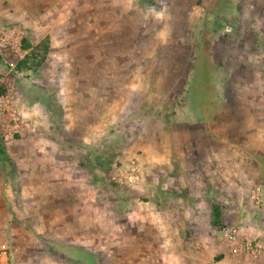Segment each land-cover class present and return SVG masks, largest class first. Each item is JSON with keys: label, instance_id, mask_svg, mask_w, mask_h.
Returning a JSON list of instances; mask_svg holds the SVG:
<instances>
[{"label": "rangeland", "instance_id": "1", "mask_svg": "<svg viewBox=\"0 0 264 264\" xmlns=\"http://www.w3.org/2000/svg\"><path fill=\"white\" fill-rule=\"evenodd\" d=\"M0 26L26 33L23 58L0 52V150L9 159L0 155L1 202L9 218L36 227L13 224L17 239L38 253V235L83 244L84 264H232L240 258L224 225L264 235V200L250 199L245 157L219 153L204 127L179 128L170 184L137 149L147 125L178 113L194 85L199 101L228 100L212 126L218 138L243 142V128H258L264 145V0H0ZM215 147L222 164L209 169ZM134 159L139 183H114L115 169ZM230 187H241L236 198ZM214 204L224 214L217 226Z\"/></svg>", "mask_w": 264, "mask_h": 264}, {"label": "crops", "instance_id": "2", "mask_svg": "<svg viewBox=\"0 0 264 264\" xmlns=\"http://www.w3.org/2000/svg\"><path fill=\"white\" fill-rule=\"evenodd\" d=\"M197 85H194L191 91L186 95V97L183 100L182 109L178 113H171V115L166 117H159L158 122L151 123L147 125L145 131L146 135L144 136V144H141L138 146V150L144 151V163L147 164L149 168H156L157 166H160L162 168L161 173H164L166 177H162L161 175V181L162 183L170 184V180L173 177L171 175L172 170L176 166V161L181 159V153L183 152L180 146L177 144L178 140L180 139V131L179 128L185 124H193V126H199L204 127V131H206V134H208L211 137V140L215 144H219L222 146V149H220L219 153H222V151H225L227 154L229 152H233L237 154L238 156L243 155L246 159V163H242L240 165L241 169L244 167L251 169V173L253 174L251 179L254 181L255 188L250 193V199L252 198V195L255 194L256 190L258 188L262 189V201L264 200V145L259 142V136H262V133L260 134V129L258 128H243L242 129V138L243 142L240 141H232L228 138H218L217 130L213 128L212 126L214 123L215 117L219 114L217 113V110L224 105L225 102L228 100L218 99V96L212 97V95H204L207 97H204L203 100L199 101L201 98V91L198 93V90L196 89ZM190 102H193L192 104L195 107L192 111V113L185 112V105H189ZM182 113V114H181ZM29 118L35 120V114L29 113ZM183 115V116H182ZM214 115V116H212ZM164 116V115H163ZM160 127V135L155 132V129ZM0 132L2 130L0 129ZM209 132V133H208ZM221 132L224 133L223 129L221 128ZM226 132V131H225ZM2 145V144H1ZM218 147L210 149V153L212 154V158L210 157L208 167L209 169H215L216 166H218V160L219 165L222 164L221 156L218 152ZM2 151L5 153L6 161H7V154H6V148L4 145L1 146ZM4 149V150H3ZM194 150V149H193ZM227 158H229V155H226ZM226 158V157H225ZM224 158V159H225ZM178 159V160H177ZM3 161V160H2ZM2 164V162H1ZM200 167V166H199ZM177 176L179 175V172H176ZM251 177V178H252ZM152 182H155V179H152ZM243 181V182H242ZM240 185L241 187L244 186V184H247L250 179L245 176V180H242ZM212 181H209L208 184H210ZM1 183V182H0ZM225 184H233V181H229V178L227 179ZM241 187H237L235 189H238L237 191L241 190ZM1 189V186H0ZM234 188L230 190L234 192L232 198H236L239 193L236 192ZM210 190H208L209 192ZM182 192H185L183 189ZM207 192V193H208ZM189 196V195H188ZM191 199L192 197L189 196ZM4 198V197H3ZM2 194L0 193V212L2 215V218L0 217V240H5L8 242H12L14 246L13 252H12V261L11 264H31L30 261H35L32 264H84V245H77L74 243H63V242H57L52 241L49 239H46L43 236H39L40 239L39 242L43 245V252L38 253L34 252L29 243V240H19L15 237L14 233L15 231H18L15 229L14 232L12 225L17 223L20 226L26 228L27 230H31L32 232H36V227L33 228V226L30 223H27L26 221L19 220L15 214V212L10 211L11 217H8V214L3 211L4 206H2ZM3 200V199H2ZM6 208H8L6 203ZM9 209V208H8ZM4 225H6V232L4 231ZM264 227V226H263ZM39 231L41 229H38ZM264 228L262 230H258V234H263ZM26 237V235H24ZM27 239V238H26ZM11 244V243H10ZM169 245V243H166ZM192 258V257H191ZM37 259V261H36ZM177 260H187L186 264H193L196 263L195 260H198L197 258L190 259L181 257ZM195 261V262H193ZM232 264H264V257L259 258L257 260H250V259H233Z\"/></svg>", "mask_w": 264, "mask_h": 264}, {"label": "built area", "instance_id": "3", "mask_svg": "<svg viewBox=\"0 0 264 264\" xmlns=\"http://www.w3.org/2000/svg\"><path fill=\"white\" fill-rule=\"evenodd\" d=\"M25 31L15 26H0V52L15 58H23ZM138 160H133L127 168L117 167L112 174V180L119 185L134 186L139 183L140 175ZM262 189L258 188L251 200L262 203ZM224 242L231 247L233 256L240 259L257 260L264 257V235L255 238L243 235L237 223L226 224L220 231ZM13 248L10 242L0 240V264H11Z\"/></svg>", "mask_w": 264, "mask_h": 264}, {"label": "trees", "instance_id": "4", "mask_svg": "<svg viewBox=\"0 0 264 264\" xmlns=\"http://www.w3.org/2000/svg\"><path fill=\"white\" fill-rule=\"evenodd\" d=\"M30 47V45H26V49H28ZM33 54V53H32ZM26 60H28V59H26ZM26 62L24 61V62H22L21 64H20V67H24L26 64H25ZM25 68V67H24ZM0 155H1V157H2V160L3 161H6V157H5V153H4V151H2V149L0 150ZM7 161H9V159L7 158ZM213 216H214V222H215V224H216V226L217 225H221V223L223 222V219H224V214H223V211H222V208L221 207H219V205H217V204H214V207H213ZM223 228V227H222Z\"/></svg>", "mask_w": 264, "mask_h": 264}]
</instances>
